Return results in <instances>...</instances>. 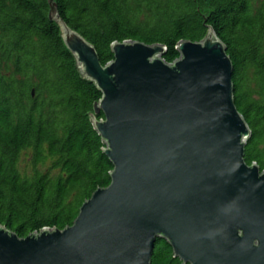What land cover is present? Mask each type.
Masks as SVG:
<instances>
[{
	"label": "water",
	"instance_id": "1",
	"mask_svg": "<svg viewBox=\"0 0 264 264\" xmlns=\"http://www.w3.org/2000/svg\"><path fill=\"white\" fill-rule=\"evenodd\" d=\"M48 3L82 76L102 93L91 120L111 181L64 229L20 237L0 224V264H150L161 239L183 264H264V170L244 159L250 128L213 29L180 40L171 63L165 45L125 40L102 64Z\"/></svg>",
	"mask_w": 264,
	"mask_h": 264
},
{
	"label": "trees",
	"instance_id": "2",
	"mask_svg": "<svg viewBox=\"0 0 264 264\" xmlns=\"http://www.w3.org/2000/svg\"><path fill=\"white\" fill-rule=\"evenodd\" d=\"M54 3L102 64L113 59L112 43L125 40L163 44L171 63L180 40L200 41L212 28L232 60L235 104L250 128L244 159L264 170V0ZM49 11L48 0H0V224L20 237L71 225L113 169L91 120L102 93L82 76ZM150 264L183 262L161 239Z\"/></svg>",
	"mask_w": 264,
	"mask_h": 264
}]
</instances>
